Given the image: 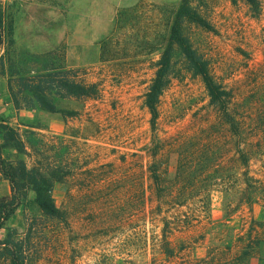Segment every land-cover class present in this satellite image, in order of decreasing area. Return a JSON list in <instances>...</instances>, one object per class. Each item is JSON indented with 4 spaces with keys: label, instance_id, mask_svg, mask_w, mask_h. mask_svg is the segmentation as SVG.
Listing matches in <instances>:
<instances>
[{
    "label": "rangeland",
    "instance_id": "obj_1",
    "mask_svg": "<svg viewBox=\"0 0 264 264\" xmlns=\"http://www.w3.org/2000/svg\"><path fill=\"white\" fill-rule=\"evenodd\" d=\"M181 3L0 0V17L13 25L10 53L23 69L55 59L100 90L95 99L52 96L58 109L77 112L64 117L40 109L29 97L16 109L8 76L0 75V124L14 127L27 148V154L0 149V155L56 173L52 195L66 212L65 221L43 216L26 192L7 220L0 214V264L12 263L6 240L23 244L27 264H264V200L246 202V168L229 163V144L222 151L231 186L215 187L206 211L195 203L157 209L149 189L144 204L137 201L135 163L147 166L154 142L144 97ZM190 4L213 30L184 20L185 35L218 82L248 94L264 63V0L258 14L243 0ZM4 35L0 57L7 72ZM173 60L171 81L160 98L157 140L201 138L219 126V115L177 49ZM224 133L213 134L223 143ZM175 162L176 155H169V169ZM249 174L264 188V155L250 161ZM10 196V183L0 174V201Z\"/></svg>",
    "mask_w": 264,
    "mask_h": 264
},
{
    "label": "trees",
    "instance_id": "obj_2",
    "mask_svg": "<svg viewBox=\"0 0 264 264\" xmlns=\"http://www.w3.org/2000/svg\"><path fill=\"white\" fill-rule=\"evenodd\" d=\"M254 14L260 12V0H243ZM197 22L206 30L213 27L201 18L192 8L190 0H182L171 27L169 42L161 58L157 62L155 75L144 97V104L150 113V126L153 133V145L147 149L149 158L147 166L137 161L135 192L138 204H144L145 191L150 190L157 203L155 208H168L199 204L203 211L208 209L211 193L215 187L222 185L230 188V174L224 177L226 169L223 148L229 144L226 153L231 164L243 166L244 182L247 193L246 202L251 205L264 200V188L260 181L249 174L250 161L264 155V63L260 73L253 79L248 94L241 91L235 93L218 82L211 72L208 61L197 52L183 31V21ZM0 48L3 46L6 34L8 48V71L5 70L4 56L0 57V75L8 76V91L16 109H21L22 103L29 97L36 105L45 111L60 113L64 117H73L76 111L58 109L52 96L59 98H98L100 90L96 83H87L78 79L77 70H65L55 59L34 61L32 69L25 70L17 62L10 48L13 47V25L5 24L0 17ZM177 49L187 62L188 69L201 78L206 89L209 104L219 115V126H213L201 138L190 137L180 140L176 137L170 141H158L156 136L160 98L168 87L173 73V51ZM49 57L56 54L49 53ZM244 95L242 101L238 95ZM3 142L1 150L15 151L27 154V148L21 140L19 132L6 123L0 124ZM225 132L223 143L214 137ZM225 144V145H224ZM176 155L175 167L169 169L168 156ZM146 166V168H145ZM230 168V167H229ZM0 174L8 180L11 196L0 201V214L3 221L7 220L27 197L26 192L33 195V203L43 216L66 220V212L61 210L52 195L54 183L59 181L56 173H45L36 168H29L24 160H6L0 155ZM145 176V177H144ZM147 178L149 183L142 179ZM145 184V187H143ZM24 194V195H23ZM140 194H143L142 200ZM260 194V195H259ZM154 213V209L152 210ZM109 217V216H108ZM115 217V216H114ZM113 218V217H112ZM108 220H111L108 219ZM11 264H27L25 248L19 241H5Z\"/></svg>",
    "mask_w": 264,
    "mask_h": 264
}]
</instances>
